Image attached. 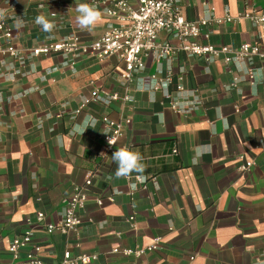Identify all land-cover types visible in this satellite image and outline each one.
Segmentation results:
<instances>
[{
    "label": "crops",
    "instance_id": "0c3cea01",
    "mask_svg": "<svg viewBox=\"0 0 264 264\" xmlns=\"http://www.w3.org/2000/svg\"><path fill=\"white\" fill-rule=\"evenodd\" d=\"M80 4L88 0H0L3 15L20 25L12 47L25 57L20 75L0 77V264L20 263L31 246L40 247L43 264H60L65 252L72 258L94 257L88 264H264V64L258 66L256 83H249L233 66L225 69L219 61L208 64L180 55L171 70L174 80L184 76L185 91L170 89L172 100L190 108L196 89L206 87L207 102L201 109L176 114L161 91L125 89L123 65L115 58L101 64L85 61L66 76L61 58L28 57L25 49L71 34L92 42L110 25H118L98 8L101 16L95 25L81 28ZM129 5L135 7V0ZM225 11L233 19L261 13L264 0H181L188 22L211 13L221 19ZM38 16L54 25L51 32L35 23ZM159 41L173 42L164 33ZM208 42L264 48V34L241 19L214 26ZM13 65L12 58L3 57V69ZM169 68L148 59L142 77L155 71L165 76ZM53 70L45 82L25 76ZM234 77L237 90L228 98L224 87ZM94 91L128 93L130 101H89ZM86 101L73 118L70 113ZM103 115L111 121L130 119L113 149L139 153L142 173L116 176L118 165L104 142L110 131L97 121ZM209 145L211 151L198 154ZM244 161H252L253 167L241 172ZM88 177L91 186L78 232L49 234L47 227L59 224L73 188ZM35 213L44 220L31 245L13 261L7 246L24 233L25 219ZM155 240L157 249L146 252ZM113 250L143 252L123 256Z\"/></svg>",
    "mask_w": 264,
    "mask_h": 264
},
{
    "label": "built area",
    "instance_id": "2783aa9c",
    "mask_svg": "<svg viewBox=\"0 0 264 264\" xmlns=\"http://www.w3.org/2000/svg\"><path fill=\"white\" fill-rule=\"evenodd\" d=\"M135 2L136 6L131 7L129 0H88L89 6L95 9L103 8L104 14L117 21L118 25H110L98 39L92 42H82L77 36L71 34L55 42L25 49L26 54L33 61L54 57L61 58L64 61L62 66L67 68V72L64 73L66 76L83 68L85 61L101 64L110 58H115L123 65L120 79L125 89L135 87L141 90V81H143L144 91L151 93L161 91L164 100L168 102V107L176 114L186 113L192 108L201 109L207 102L206 96L203 94L206 87L196 89L198 97L195 98L190 108L179 105L172 100L170 89L176 93L185 91L184 76L179 75L174 80L171 70L172 65L177 63L180 55H184L189 60L201 58L208 64L219 61L225 69L233 66L236 72L243 74L242 79L249 83H256V74L260 72L258 66L264 64V48L248 43H242L235 48L230 46L215 47L209 44L208 40L212 35L214 26L230 24L241 19L248 20L264 34V11L246 13L236 19L230 17L227 11L221 19L215 18L211 13L204 19L188 22L181 12V0H135ZM10 8L14 9L15 6L10 5ZM15 21L16 19L13 17L6 18L0 11V77L9 79H13L22 73L21 66L24 64L25 58L20 56L12 47L14 37L17 34L16 31L20 27V25H13ZM161 33L169 36L173 42H160ZM5 56L14 61V65L10 69H3V57ZM148 59L157 65L162 62L170 65L169 70H165L166 75L162 76V71H155L146 77H142ZM243 65L245 69L242 68ZM53 72L54 70L52 72L33 71L26 72L25 76L31 81L45 82L50 79ZM62 77L63 75L60 76V78ZM238 82V78L234 77L225 85L224 92L228 93V98H230L231 92L237 90ZM89 101H98L103 105H108L111 102L127 103L130 101V97L128 93L123 96L116 93L102 95L98 91H94L91 93ZM89 101L84 102L77 110L70 113L71 116L76 117ZM97 121L109 129L110 134L104 138V142L107 150L113 153L114 145L123 136L131 121L128 117H123L119 121H111L107 115L101 116ZM108 140L112 142L111 146ZM175 153L176 151H173L172 154ZM240 159L243 160L241 157ZM252 167V161H244L240 171H249ZM134 180L138 184L143 183L140 177H135ZM90 186L91 177H88L82 185L73 188L70 197L65 201L61 221L56 226L47 227L49 234L56 231L65 236L78 232L82 224L81 218ZM98 204L101 203L98 202ZM43 220L42 213H35L25 219L26 230L21 236L10 241L6 249L13 261L18 258L20 252L25 251L31 245L33 232L40 227ZM128 221L132 222L133 217H130ZM157 241L155 240L146 249V252L155 251ZM1 251L2 245L0 243ZM142 252L141 250L112 251V253H121L123 256H139ZM39 253L40 247L31 246L24 259L18 264H43L39 258ZM94 259L90 256L72 258L69 252H65L60 264H88Z\"/></svg>",
    "mask_w": 264,
    "mask_h": 264
},
{
    "label": "clouds",
    "instance_id": "9594fccd",
    "mask_svg": "<svg viewBox=\"0 0 264 264\" xmlns=\"http://www.w3.org/2000/svg\"><path fill=\"white\" fill-rule=\"evenodd\" d=\"M77 11L80 15L77 17V22L81 28H89L90 26L95 25V23L100 19L101 13L95 8L89 6L88 4H80L77 6ZM37 25L42 26V30L45 32H51L54 25L45 19L44 16H38L35 20ZM19 26V24H18ZM141 90H144L143 81H141ZM109 145H112V142L108 140ZM202 151H211V146H205L201 151H198V154H201ZM113 161L117 163L118 168L116 171L117 177L128 176L133 171L142 173L144 171V165L141 163L142 156L134 151H131L127 148L117 149L112 153ZM194 164L198 163L197 160L192 161ZM133 187H135L133 185Z\"/></svg>",
    "mask_w": 264,
    "mask_h": 264
}]
</instances>
